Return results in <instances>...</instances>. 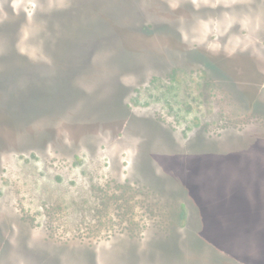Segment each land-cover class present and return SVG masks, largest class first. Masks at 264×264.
<instances>
[{
	"label": "rangeland",
	"instance_id": "obj_1",
	"mask_svg": "<svg viewBox=\"0 0 264 264\" xmlns=\"http://www.w3.org/2000/svg\"><path fill=\"white\" fill-rule=\"evenodd\" d=\"M13 73L18 95L73 73L80 98L0 96L22 110L0 111V264L257 257L219 233L264 214V0H0Z\"/></svg>",
	"mask_w": 264,
	"mask_h": 264
},
{
	"label": "trees",
	"instance_id": "obj_2",
	"mask_svg": "<svg viewBox=\"0 0 264 264\" xmlns=\"http://www.w3.org/2000/svg\"><path fill=\"white\" fill-rule=\"evenodd\" d=\"M110 36L113 37V35H110ZM107 38L109 39V36ZM18 75H19L18 73H13L10 76H8V78H5L4 80H2V82H0V88L2 87H5V88H3V90H0V91L17 90L19 88V86L17 85L19 82V81L17 82ZM44 76L45 75L42 71H38L34 75V80L39 81L37 79H40L41 81H43ZM2 111H7V110H2ZM258 174L259 173H257V179L255 181H258L259 185L261 186V183H262L261 177L263 176H260ZM248 183L251 184L252 182H248ZM246 218H249L248 219L249 221L243 222L237 228H234L226 232L219 233V239H220L219 243L225 247L226 246H229L231 248L233 247L235 248V251L237 248L241 252L246 251L245 253H247V251L251 252L249 248L255 247V251H258L259 254L256 257V255H250L248 253V255L245 256V259H243L244 264H261L264 261V256H263L264 255V214L258 213L255 216H246ZM202 235L206 237L207 239L205 240L202 238H197L199 243L209 244L213 242L212 241V237L214 236L213 232H211V234L206 233V235L204 234ZM199 236L201 235L199 234L196 237H199ZM227 250H230V249H226L224 251H227ZM172 253H173L172 254L173 257L177 259L178 257L176 258V256L179 253L178 254L174 252ZM219 253L221 254L218 257L219 260L227 259L228 256L231 255L230 253L225 254L223 251H219Z\"/></svg>",
	"mask_w": 264,
	"mask_h": 264
},
{
	"label": "water",
	"instance_id": "obj_3",
	"mask_svg": "<svg viewBox=\"0 0 264 264\" xmlns=\"http://www.w3.org/2000/svg\"><path fill=\"white\" fill-rule=\"evenodd\" d=\"M68 54L70 53L68 52ZM69 57H71V55H69ZM37 72L35 71L34 73L36 74ZM64 72L67 73V70ZM72 74L73 73L62 75L58 79L50 77L48 74L49 77L47 76L45 79V86H42L43 89H40V87L32 88L29 93H20L21 95H18L19 91L10 90L11 98H13L14 101L16 100L15 102L17 104L20 103L18 105L23 107L24 112L27 108L32 109L31 111H34L35 114L43 110H48V112H58L60 109H63L70 104H74L75 101L80 98L79 92L71 90L70 87L68 88L69 82H73L71 81ZM19 76L20 75H18V78ZM67 77H70L68 81ZM56 81H59V83ZM4 93V91H0V96H3ZM18 105L15 103L10 104L6 108H1L0 111L7 110L5 112L8 114H11L10 112H12L15 115H18L22 112L20 108H16Z\"/></svg>",
	"mask_w": 264,
	"mask_h": 264
}]
</instances>
